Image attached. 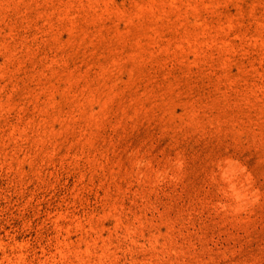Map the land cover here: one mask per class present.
<instances>
[{
	"label": "rangeland",
	"instance_id": "rangeland-1",
	"mask_svg": "<svg viewBox=\"0 0 264 264\" xmlns=\"http://www.w3.org/2000/svg\"><path fill=\"white\" fill-rule=\"evenodd\" d=\"M0 264H264V0H0Z\"/></svg>",
	"mask_w": 264,
	"mask_h": 264
}]
</instances>
